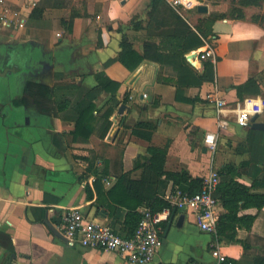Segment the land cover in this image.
<instances>
[{
  "label": "crops",
  "instance_id": "obj_1",
  "mask_svg": "<svg viewBox=\"0 0 264 264\" xmlns=\"http://www.w3.org/2000/svg\"><path fill=\"white\" fill-rule=\"evenodd\" d=\"M151 2L7 0L12 23L0 28V264H137L115 251L70 246L47 221L61 233L62 214L76 208L86 219L122 232L128 206L136 205L141 213L149 206L128 199L122 186H117L114 198L108 191L122 172L135 180L143 177L145 166L135 163L149 164V148L166 151V171L186 172L190 179L249 161L251 119L258 114L257 120L264 121V0L249 5L238 0H164L156 8ZM199 5L208 11H199ZM172 10L200 36L199 30L208 33L207 38L201 36L205 45L185 56L191 53L200 61L199 52L212 46L213 81L179 91L170 66L144 58L130 69L119 60L124 38L141 55L147 42L160 45L167 30L175 27ZM20 21L23 27H18ZM204 67L196 68L203 73ZM99 73L118 84L114 92L103 90L94 100L93 129L86 141L74 140V122L54 110L32 99L25 105L15 102L25 95L29 82L50 87L57 100H74L82 87L97 85ZM251 78L259 92L239 98L235 86ZM212 90L225 100L224 106L205 99ZM178 92L196 100L177 99ZM111 104L114 110L106 117ZM140 123L152 131L150 140L133 133L135 128L145 130ZM212 131L219 134L214 151L204 143L205 134ZM243 171L238 180L252 186L251 192L264 193V186L256 183L264 163L252 162ZM186 188L163 175L159 181L148 180L141 196L167 201L169 192ZM123 199L125 205L118 202ZM223 211L220 203L219 215ZM161 224L163 247L144 264H212L211 249L217 243L236 264H255V257L264 256V206L250 230L237 231L247 248L202 231L191 209L174 207Z\"/></svg>",
  "mask_w": 264,
  "mask_h": 264
},
{
  "label": "trees",
  "instance_id": "obj_2",
  "mask_svg": "<svg viewBox=\"0 0 264 264\" xmlns=\"http://www.w3.org/2000/svg\"><path fill=\"white\" fill-rule=\"evenodd\" d=\"M260 1L262 0H238V3L241 5H249L260 4ZM162 2H164V0H152L151 5L153 8H156ZM238 12L240 16H243L241 10H238ZM172 14L176 19L175 27L169 31L167 30V35L162 37L160 45L157 46L154 43L147 42L145 51L141 55L138 54L132 48V44L124 38L119 60L130 69H133L144 58L170 66L177 75L176 86L179 91L181 88L200 86L205 81H213L215 79L214 62L210 60L204 61V72L201 73L185 56L187 52L203 47L205 42L202 37L207 38L208 33L199 30L201 37L198 33L193 31L182 15L178 14L175 10H172ZM201 52H199V54ZM96 78L98 81L97 85L91 88L82 87L78 97L74 100L70 98L57 100L50 87L35 82H29L25 95L15 102L25 105L32 99L37 105L44 106L50 111L54 110L55 113L57 112L60 114L63 120L74 122V127L72 129L74 140L86 141L89 139L93 129L90 121L92 119V113L95 110L94 100L103 90H112V92H114L118 84L103 73L97 74ZM235 89L241 99L246 93L259 92V87L253 78L243 84L235 86ZM177 99L192 102L196 100L180 96L179 92L177 93ZM110 100H112V98H110ZM113 110L114 105H109L105 111V116L109 117ZM139 126L143 127L145 130L135 128L133 133L144 139L150 140L152 131L149 129L146 130V127L149 128V126L142 123H140ZM107 129L108 123L104 127L102 135L105 134ZM246 142L250 153L249 161L243 162L240 165L226 164L218 170L220 183L216 195L224 211L219 215L215 234L219 240L226 239L229 242L241 243L245 248H247V241L240 240L237 236V231L239 228L251 229L258 211L264 206V193L251 192L252 186L241 182L238 180V177L243 174V169L246 165L252 162L259 163L260 161L264 163V132L251 128L248 132ZM149 151L151 152L149 164H141L140 161L135 163V167L145 166L143 177L135 180L130 178L128 172H122L119 176L117 185L108 191L110 197L114 198L117 186L119 185L123 187L128 199L134 200V198H136L139 202L138 204L147 202L149 208L152 209L153 212H158L162 211L164 208L173 209L174 207L162 197L156 195L149 197L141 196V192L148 180L155 179L159 181L160 177L165 175L166 179L172 180L174 185L182 186L185 184L187 186L186 191L190 193H194L201 188L204 180L203 178L190 179L186 172L166 171L164 169L166 151L157 148H149ZM82 159L90 161L88 157H82ZM95 173L96 176L99 174L98 171H95ZM98 180L99 177L95 182ZM256 183L264 186V174ZM89 186L90 185H87V188H89ZM126 200L123 199L118 202L125 205ZM128 207V212L125 213L123 219V231L120 232L114 227L116 231L123 236H131L142 217V213L137 210L136 205ZM251 208H255L256 211H246ZM255 264H264V256L255 257Z\"/></svg>",
  "mask_w": 264,
  "mask_h": 264
},
{
  "label": "built area",
  "instance_id": "obj_3",
  "mask_svg": "<svg viewBox=\"0 0 264 264\" xmlns=\"http://www.w3.org/2000/svg\"><path fill=\"white\" fill-rule=\"evenodd\" d=\"M131 1V0H125ZM10 9L7 0H0V28L10 25ZM24 22H19L18 27H23ZM199 60L216 61L214 48L206 46L198 55ZM145 97L146 93L143 94ZM205 99L214 103L217 107L224 106L225 100L219 96L217 90H212L205 95ZM224 124H220L223 126ZM219 134L216 131L205 134L204 143L212 151L216 150ZM220 183L218 171H212L204 178L201 188L190 193L176 189L166 195L171 206L178 209H191L195 213L196 222L202 231L216 234L219 218L220 200L216 195ZM170 208L153 212L150 208L142 210V217L131 236H123L107 223L88 220L84 214L76 208L69 209L61 216L60 232L70 246L98 248L115 251L126 257L131 263L144 264L151 262L164 244L162 236L163 220L167 219ZM214 259L212 264H236L220 246L215 244L211 249ZM189 264H204L191 261Z\"/></svg>",
  "mask_w": 264,
  "mask_h": 264
},
{
  "label": "water",
  "instance_id": "obj_4",
  "mask_svg": "<svg viewBox=\"0 0 264 264\" xmlns=\"http://www.w3.org/2000/svg\"><path fill=\"white\" fill-rule=\"evenodd\" d=\"M198 9H199V11H201V12H207L208 11V7L206 6V5H199L198 6ZM186 57H187V60L191 63V64H193L194 66H196V67H198V68H202L203 66H204V61H195V56L194 55H191V53H189L188 55H186ZM258 117H259V115L258 114H255L253 117H252V119H251V128H253V129H258V130H264V121H259V120H257L258 119ZM175 212H176V209H174L173 210V213H172V215H171V217L169 218V221H168V224H167V227H166V232L169 230V228H170V226H171V224H172V221H173V217H174V215H175ZM183 219H184V215H181L180 217H179V220H178V222H177V225L178 226H181V224H182V222H183ZM47 223L50 225V227H51V229L55 232V233H57L58 235H60L61 237H63L64 238V236L61 234V233H59L58 231H57V229H55L48 221H47ZM65 239V238H64Z\"/></svg>",
  "mask_w": 264,
  "mask_h": 264
}]
</instances>
